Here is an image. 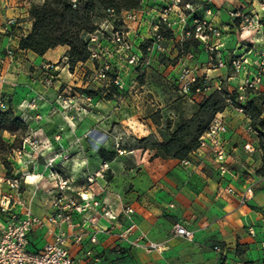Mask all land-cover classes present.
I'll return each mask as SVG.
<instances>
[{
	"label": "crops",
	"instance_id": "crops-1",
	"mask_svg": "<svg viewBox=\"0 0 264 264\" xmlns=\"http://www.w3.org/2000/svg\"><path fill=\"white\" fill-rule=\"evenodd\" d=\"M235 1L234 7L244 2V0ZM34 3V0H0V61L3 60L1 74L7 81V84H3L0 80V93L11 99V105L20 116L24 114L29 116L31 113L29 109L20 108L22 102L35 99L38 93L44 95L46 99L54 95L51 89L43 85L41 67L46 62L59 63L69 50L66 46H59L48 51L44 56H39L31 51L20 49L21 38L27 36L32 30L30 10ZM164 4V0H143L142 22L128 25L130 37L137 46L144 40L151 39L152 24L159 18ZM14 16L18 19V26L11 35H6L2 27L7 19ZM228 17V26L225 25L223 28L216 19H213L214 25L222 30L223 37L212 39V43L224 45L222 53L226 61H229L233 55L248 58L252 62L257 60L256 50L260 45L257 44L256 50L253 49L250 53L248 49L251 50L253 45L244 43L240 33H237L240 30L239 23ZM247 36L249 33L245 34V37ZM190 41L180 35L169 41L163 53H154L150 56L153 62L152 67L156 66L158 59L168 58L175 61L174 65H170L168 69L162 65L159 71L161 74L165 72L163 77L172 85L177 86L181 69L187 65L200 77L209 73L212 77V93L221 85H228L230 93L237 90L241 80L236 77L230 63L226 68L209 70V54L203 43L199 42L197 46L189 44L182 54L179 45ZM231 45L232 48L235 47L232 52L229 51ZM8 48L15 50L14 60H10L1 51ZM157 64L161 65L159 62ZM79 68L82 71H85V68L93 71L95 66L91 60L80 63L72 73L73 75H70H76ZM66 69L68 67L64 66L63 73L59 74L58 78L64 76ZM36 91L39 92L36 93ZM259 95L264 96V82L258 90L248 96V100L256 99ZM209 96L210 94H200L185 97L196 105L204 102ZM38 103V108L43 110L44 114L50 111L51 107L48 108L47 101ZM231 109L221 113L231 130L224 138L229 167V172L224 178L219 176L214 154L208 148L200 151L190 165H185L181 160L163 156L148 161L145 158H139L138 162L142 164V170L135 179L131 174L118 179L124 182L121 188H116L113 178L105 182L96 178V184L88 185V189L78 184L76 188L74 187L76 198L79 199L81 194L90 198L97 195L99 200L112 205L118 214L125 206H132L136 211L135 220L139 232L149 241L157 244L160 251L147 252L133 249L122 256L114 249L120 245L116 235L100 234L99 243H91L90 238L96 229L110 224L101 217V214L98 216L97 210L91 208L87 213L74 218L76 228L62 226V229L71 236L69 242L71 254L82 262H91L98 254L104 252L108 256L107 264H264L262 246L264 242V175L257 173L264 166V150L261 148L259 134L251 127L250 118L243 114L246 120H243V117L233 119L235 114L231 112ZM247 145H251L252 150H247ZM25 164L23 160L18 159L17 165L22 172V181L27 178L35 182L34 185L22 190L25 207L36 217L45 220L55 215L57 211V208L53 206L55 181L49 169L46 168L44 158L30 161L32 173L24 172ZM60 165L65 166V163L59 162L57 169ZM109 165L111 166L112 162H109ZM110 169L112 170V167ZM59 174L64 178H70L61 172ZM4 176L0 174V201L10 192ZM84 176L86 177L84 174L80 176L82 181H88ZM101 182L108 185L106 191L99 188ZM95 186H97L96 190ZM250 186L254 187L253 198L246 205H242L239 196ZM3 187L6 189L3 190ZM229 187L235 189L237 195L229 194L227 192ZM15 210L24 212V208L19 205ZM85 217L98 218V225H89ZM7 221L8 216L0 211V230ZM176 224L192 231L194 239L189 241L174 235L173 228ZM251 228L255 230V236L251 234ZM57 231L56 227L50 225L36 228L30 235V250L42 249L54 239ZM116 232L118 230L114 229L113 234ZM74 236H82V243H76ZM215 246H220L224 254L215 251Z\"/></svg>",
	"mask_w": 264,
	"mask_h": 264
},
{
	"label": "built area",
	"instance_id": "built-area-1",
	"mask_svg": "<svg viewBox=\"0 0 264 264\" xmlns=\"http://www.w3.org/2000/svg\"><path fill=\"white\" fill-rule=\"evenodd\" d=\"M164 1L165 4L161 7L159 18L152 24L151 39L144 40L139 46L132 41L128 25L142 22L144 18L142 8L125 11L120 15L113 11L109 12L108 18L102 22L100 29L91 36L92 44L98 45V48L92 47V57L90 59L95 66L92 71L93 78L98 82L105 83L107 88L115 86L121 91L125 90L126 82L122 78L123 70H133L142 74L151 65L150 56L154 53H163L169 41L176 39L178 35L182 38L195 37L207 48L209 70L226 68L228 63L234 68L236 77L241 82L238 90L231 92L234 94V99L229 98L227 103L238 113L245 114V110L241 106L248 102V96L258 90L264 82V0H244L243 4L234 7L230 12L231 19L239 23L243 41H249L253 45L251 50L248 49L249 52L252 53L256 45H260L259 49H255L258 59L253 60V62L249 61L248 58L244 59V57L236 55L226 61V57L222 53L224 45L212 43V39L223 37L222 30L210 20L197 18L194 4L183 0ZM73 2L75 3L76 0H73ZM207 13L210 15L212 11L208 10ZM116 22L121 25L116 27ZM17 25L18 19L11 17L3 25L2 31L6 35H11ZM168 32L173 34L171 40H168L164 35ZM246 32L249 33L250 40L244 38ZM1 51L10 60H14L15 50L8 48ZM144 51L146 54H144ZM2 64L3 60L0 61V80L3 84H7L6 79L1 74ZM61 65L70 68L65 58L60 63L46 62L42 65L41 70L45 87L53 88L56 86L59 79L57 71ZM211 81L212 77L208 72L200 77L189 66L184 65L177 80V86L184 96L211 95ZM196 85L198 86L195 88ZM221 89L220 87L215 91ZM88 100L91 101L92 98L88 96ZM35 101L37 100L24 101L20 104V108L33 109ZM0 110L3 112L11 110L17 114L11 105V99L6 98L1 93ZM24 115H19V117L26 122L28 115ZM230 131L224 116L221 113L216 115L209 129L200 138L199 148L183 163L190 165L192 159L200 151L210 148L215 157L219 176L224 178L229 172L224 138ZM35 136L36 134L31 133L26 135L18 154L24 155L29 151H33L45 159L46 168L49 169L51 177L55 181L53 206L57 208V211L55 215L45 220L36 217L25 207L21 190L22 179L13 178L8 180L7 184L10 192L5 194L0 201V211L8 216V221L1 226L0 230V264H107L108 256L104 252L98 254L91 262H82L75 258L69 249L71 236L62 229L63 225L73 229L76 228L77 224L74 223V218L87 213L91 208L97 210L98 216L101 214V217L110 223L105 227L96 229V232L90 238L91 243H99L100 234L116 235L120 245L114 249L122 256L127 255L133 249L147 252L160 251L157 244L149 241L145 235L139 232L135 220L136 211L132 206H125L122 212L118 214L112 205L99 200L97 195L90 198L81 194L79 199L76 198L74 196L73 181L70 178L62 177L57 172L59 162L64 161V153L55 154L54 158L47 157L45 154L52 150V144L47 140L35 138ZM246 149L252 150V146L247 145ZM99 176H101L100 173L94 177H89L87 180L93 184ZM227 192L237 195L235 189L231 187L227 189ZM253 195L254 187L250 186L240 194L241 204L246 205L252 200ZM17 205L24 208L23 213L15 210ZM86 222L95 226L98 225L99 219L86 218ZM48 225L58 229L54 239L40 250H30L31 233L36 228ZM114 229L118 230L116 234H113ZM250 232L253 236L256 235L253 228L250 229ZM173 233L189 241L194 239V233L180 224L174 226ZM74 237L76 243H82V236ZM121 244H125V246H121ZM262 246L264 248V242H262ZM214 250L224 254L220 246H215Z\"/></svg>",
	"mask_w": 264,
	"mask_h": 264
},
{
	"label": "rangeland",
	"instance_id": "rangeland-1",
	"mask_svg": "<svg viewBox=\"0 0 264 264\" xmlns=\"http://www.w3.org/2000/svg\"><path fill=\"white\" fill-rule=\"evenodd\" d=\"M34 1L40 4L43 0ZM191 3L194 4L197 18L212 22L216 19L223 28L225 25L228 26L227 19L230 16L228 13L233 10L236 1L191 0ZM208 10L212 11L210 15L207 13ZM237 33L241 35L242 31L239 30ZM245 38L251 39L248 36ZM244 43L248 45L249 41ZM93 47L98 48L95 44ZM234 49L235 47L232 48L231 45L229 51L232 52ZM158 62L161 65H158ZM174 62L168 58L158 59L155 67H152L151 62L149 68L142 74L133 70H123L122 78L126 82V89L120 94L113 95L112 100L107 99L110 93L106 91L108 90L106 84L95 80L92 70L85 68V71H82L79 68L76 75L71 76L75 69L68 68L64 76L57 80L55 87H47L52 90V94L54 93L51 98L46 99L36 91L38 95L34 99L37 100L33 104L35 107L29 109L31 113L26 118L29 125L28 133L36 134L35 138L47 140L52 144V150L45 152L47 157L54 158L55 154L64 153L65 166L60 165L57 172L73 178L72 180L75 179L73 181L75 188L77 184L80 187L85 186V189L91 186L89 181H82L81 175H86L84 178L88 179L99 173L101 176L98 178L102 181L113 178L116 188H121L124 182L118 179L124 178L126 174H131L133 179L139 175L142 170L139 158H145L147 161L159 156L172 159L166 157L159 146L170 139V133L182 121L191 117L198 106L191 103L180 93L176 85H172L163 77L165 72L160 73V66L168 69ZM63 67L64 65L60 66L58 75H62ZM220 87L229 90L228 85ZM87 90L96 91L98 95L90 101ZM43 100L48 102V108L51 107L45 114L38 108V102ZM225 105L224 111L231 109L228 103ZM231 112L235 114L233 119L242 117L245 119L244 115L234 108ZM16 115H19L18 111ZM0 137V174L5 175V180L21 178L18 159L26 163L24 172L32 173L30 161L41 156L33 151L24 155L18 154L23 144L19 132L16 135L4 132ZM101 151L117 155L111 161V166L101 157ZM22 184L21 190H25L35 182L24 178ZM99 188L106 191L108 185L101 182ZM94 189L96 190L97 186Z\"/></svg>",
	"mask_w": 264,
	"mask_h": 264
},
{
	"label": "trees",
	"instance_id": "trees-1",
	"mask_svg": "<svg viewBox=\"0 0 264 264\" xmlns=\"http://www.w3.org/2000/svg\"><path fill=\"white\" fill-rule=\"evenodd\" d=\"M183 1L191 3V0ZM142 2L143 0H76L74 3L73 0H43L40 4L35 3L30 10L32 30L21 38L20 49L44 56L52 49L66 46L69 50L64 58L70 69L74 70L78 64L91 59L93 47L91 36L100 29L109 12L113 11L120 15L125 11L137 10L142 7ZM115 25L119 27L121 24L116 22ZM164 35L168 40L173 38L170 32ZM187 39L191 41L179 45L182 54L189 44L197 46L200 42L195 37ZM106 91L110 93L107 96L108 100L122 93L115 86L109 87ZM86 93L91 98L98 95L93 90H87ZM229 98L234 99V94L227 90L214 91L204 102L198 104L190 118L177 125L170 133V139L159 146L160 151L172 159L185 161L190 158L199 148L200 138L209 129L216 115L224 112ZM241 107L250 118L252 129L259 134L261 148L264 150V96L259 95L256 99L248 100ZM28 131L29 125L21 117L11 110L7 112L0 110V135L4 132L16 135L19 132L23 141ZM116 156L115 153L101 151V157L106 163L113 161ZM257 173L264 175V166Z\"/></svg>",
	"mask_w": 264,
	"mask_h": 264
},
{
	"label": "bare ground",
	"instance_id": "bare-ground-1",
	"mask_svg": "<svg viewBox=\"0 0 264 264\" xmlns=\"http://www.w3.org/2000/svg\"><path fill=\"white\" fill-rule=\"evenodd\" d=\"M246 33H248V32H246Z\"/></svg>",
	"mask_w": 264,
	"mask_h": 264
}]
</instances>
